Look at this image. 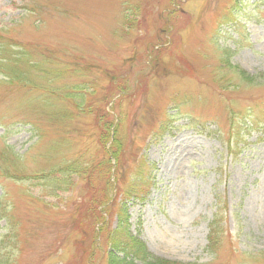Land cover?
Masks as SVG:
<instances>
[{"label": "rangeland", "instance_id": "rangeland-1", "mask_svg": "<svg viewBox=\"0 0 264 264\" xmlns=\"http://www.w3.org/2000/svg\"><path fill=\"white\" fill-rule=\"evenodd\" d=\"M232 1L0 0V46L34 66L0 76V264H105L138 156L156 169L128 231L153 257L264 264V0Z\"/></svg>", "mask_w": 264, "mask_h": 264}, {"label": "trees", "instance_id": "trees-1", "mask_svg": "<svg viewBox=\"0 0 264 264\" xmlns=\"http://www.w3.org/2000/svg\"><path fill=\"white\" fill-rule=\"evenodd\" d=\"M0 40L3 41L1 35ZM8 47H12V45L8 43L7 46H0V76L8 80V85H14L16 83L15 85H20L23 88L25 86L24 76L26 75V67L34 68L33 63L30 62L29 53L26 50L17 53L16 56L11 58L7 50ZM18 47L22 48L21 46ZM96 117L100 127L99 141L103 146L110 140V132H112L110 153L106 152V157L116 158V152L114 151L118 150L121 145L118 138L117 126L112 128V125L107 122V114L103 112L97 113ZM4 150L9 154L7 149ZM11 158L14 159L12 156ZM141 172L142 171L137 172L136 178L123 193L124 201L129 200L131 197L139 199L140 195L145 192L148 182L144 179ZM94 213L98 215L96 211H94ZM126 213V208L121 206L119 211H117L119 215L117 228L109 230L107 235H105V244L109 247V251L105 254V264H177L149 256L143 244L127 233ZM98 220L99 219H96V222H98ZM103 224L99 228V231H92L95 240L99 239L100 234L104 231L105 225L103 226ZM213 236L214 233L212 231L209 236L210 246H212V243L215 241ZM211 248L214 249L213 247ZM119 254L122 255V258L119 257ZM87 259L90 261V255L87 256Z\"/></svg>", "mask_w": 264, "mask_h": 264}]
</instances>
